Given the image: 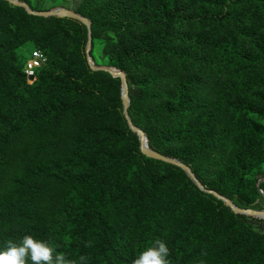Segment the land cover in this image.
I'll use <instances>...</instances> for the list:
<instances>
[{"label":"trees","instance_id":"obj_1","mask_svg":"<svg viewBox=\"0 0 264 264\" xmlns=\"http://www.w3.org/2000/svg\"><path fill=\"white\" fill-rule=\"evenodd\" d=\"M85 1H93L107 14L105 23L92 19L91 12L85 15L91 19L93 40L95 29L114 33L106 52L113 66L127 74L130 89L133 81L147 92L159 70L188 65L187 75L177 82L169 102L146 114L145 134L152 150L191 166L196 153L208 152L219 139L212 134L210 122L207 131H198L185 119L186 113L196 109L197 91L203 86L198 68H207L204 61L198 66L194 63L200 45L215 52L217 65L225 69L218 78L232 93L231 105H238L246 115L250 111L264 115V30L249 26L247 0ZM260 10L254 14L261 15ZM0 16L4 19L0 27V149L6 137L21 129L44 127L62 115L76 118L79 125L59 159L35 165L31 178L14 181L0 197V247L31 234L69 258L87 256L88 264H131L146 245L159 238L170 249L171 264H264V237L246 223L252 217L235 213L224 201L200 190L181 168L142 154L138 136L117 113L122 107L120 78L94 72L80 48L76 50L80 61L76 62L78 57L70 60L73 33L83 45L88 40L82 23L29 16L1 0ZM194 18L205 21L198 34L189 32ZM45 24H50L49 32L43 31ZM36 36L45 40L44 51L54 62V72L44 65L30 87L22 67L11 64L10 58L16 47ZM5 37L9 39L3 41ZM72 62H76V73L71 71ZM103 79L113 84L115 103L108 86H101ZM110 115L115 121H108ZM237 123L236 140L243 144L229 165L230 182L239 193L258 195L264 183L260 188L258 173L251 174L250 169L264 159V126L249 117ZM119 129L136 143L127 157L129 166L116 157ZM157 139L164 151L153 148ZM159 166L165 171L163 177L155 172ZM195 175L206 188L226 196L223 184L209 185L199 173ZM40 180L64 183L68 188L52 215H40L30 206L39 194ZM256 201L233 200L248 209ZM88 242L91 246L86 247Z\"/></svg>","mask_w":264,"mask_h":264},{"label":"rangeland","instance_id":"obj_2","mask_svg":"<svg viewBox=\"0 0 264 264\" xmlns=\"http://www.w3.org/2000/svg\"><path fill=\"white\" fill-rule=\"evenodd\" d=\"M19 2H25L35 11H50L55 9H70L74 12L84 15L92 13L91 18L106 22L103 9L98 5H95L93 1L85 0H16ZM249 4L246 10V20L252 28L257 30H264V0H247ZM251 6V8H250ZM257 8H261L260 14H254ZM253 10V11H251ZM56 19H62L55 17ZM90 21L91 19L87 17ZM4 25V19L0 16V27ZM205 28V21L202 18H194L192 28L189 32L191 34H198V31ZM44 32H49L50 24H45L42 28ZM0 28V32H1ZM95 37L93 40L92 57L97 66H106L116 68L113 66L114 61H111L106 52V43L114 40L115 35L111 32H104L100 29H95ZM74 46L70 49L69 58L74 61L75 57H78L76 62L80 61V57L77 53V49H82V55L87 62L86 46L87 38L83 44L80 43L79 36L74 32ZM8 37L2 38L3 41ZM9 39V38H8ZM11 46L15 47V42L11 39ZM46 42L41 36L34 37L31 41L16 47L14 55L10 58V63H15L22 67L24 73L27 64L29 63L31 56L34 52L39 51L44 57L43 64L50 68L51 72H54L51 65L54 62H50L48 56L44 51ZM200 61H204L207 68H198L197 73L203 80V86L197 91V107L193 112L185 114L187 123H193L195 128L200 131H207V123L210 122L211 132L214 136L218 135L219 139L214 142L211 149L207 152L201 149L196 156L195 160L189 166L192 171L199 173L203 181L210 185L211 182L217 184H223L224 194L231 197L236 202H243L244 200L257 198L254 207L255 210L264 209V195L263 192L257 194L239 193L235 187L231 185L229 167L234 153L242 148V141H237L239 138L235 134L237 122L247 117L256 120L262 126H264V115L259 112L250 111L248 115L244 114L240 110L238 105H231L232 93L228 91L229 87L225 85V82L218 78V74L225 72V69L218 66L219 61L217 55L212 50H209L206 46L200 45L197 53L194 57V63L196 66L200 65ZM71 63V71L76 73L75 63ZM88 63V62H87ZM43 65V66H44ZM118 69V68H117ZM120 70V69H119ZM122 71V70H121ZM188 65L182 63L175 67H166L159 70L153 78L152 86L147 92L141 91L133 81H131L130 89V116L133 123L141 128L144 132L148 130L147 116L151 109H157L164 107L172 97L175 85L179 80L187 75ZM124 72V71H123ZM34 81H27L28 86L33 87ZM102 84L108 86V94L113 103H115L114 88L111 87L106 79L100 81ZM256 89V87H255ZM255 98L256 94H251ZM122 99V98H121ZM120 109L117 113L124 116L123 103H121ZM125 118V117H124ZM108 121H115L114 116L110 115ZM79 125L76 118L68 115H62L58 118L49 121V124L44 127L34 128L33 131L23 130L6 137L1 144L0 149V197L5 194L12 186L14 181L24 180L30 177L32 168L44 161L57 160L61 157V154L66 149L67 144L71 140L75 131ZM120 132V140L118 139L115 145L116 157H120V162L124 166H129L131 163L127 161L129 151L131 148L135 149V141H132L127 132ZM125 131V130H124ZM227 131H232L231 134H227ZM222 134L220 135V133ZM138 143L139 138H138ZM134 145V146H133ZM153 148L159 152L164 151L163 143L161 139L153 141ZM188 147L183 148L186 150ZM132 150V151H133ZM179 160V159H178ZM193 171V172H194ZM155 172L157 176L163 177L165 171L163 167H156ZM185 172V171H184ZM194 172V173H195ZM251 174L258 173L257 179L260 180L259 187L264 183V159L251 165ZM263 173V174H262ZM186 174V172H185ZM187 175V174H186ZM188 176V175H187ZM250 176V175H248ZM189 177V176H188ZM40 184L38 196L30 203L31 208L40 215H52L61 202L64 200V196L68 192L66 184L56 181H38ZM214 190V189H213ZM262 193V194H261ZM261 199V202L258 200ZM252 217V216H250ZM246 223L260 236L264 237V219L259 217H252L246 220Z\"/></svg>","mask_w":264,"mask_h":264},{"label":"water","instance_id":"obj_3","mask_svg":"<svg viewBox=\"0 0 264 264\" xmlns=\"http://www.w3.org/2000/svg\"><path fill=\"white\" fill-rule=\"evenodd\" d=\"M1 1L6 2L13 7H17L22 10H25V12L29 16H33V17L37 16L43 18H49V17L68 18L82 23L86 27L88 33V40L86 46V57H87L88 65L94 72H104L111 75L113 78H120L124 117L131 132L136 134L139 138L140 149L142 154L148 159L181 168L183 171L186 172V174L189 176L192 182L200 188V190H202L207 194H212L216 196L219 200L224 201L226 205L230 207L235 213L264 219V209L255 210V209L241 208L237 206L235 202H233V200H231L227 196H224L215 190L206 188L188 165L184 164L178 159L166 155L164 156L161 153H158L151 149L145 132L141 128H138L134 125L133 120L130 116V112H129L130 88H129V79L127 74L117 68L97 66L94 62V59L92 57V46H93L92 23L87 17L77 12H74L70 9H65V8L62 9L60 8L50 11H35L30 7L28 3L22 1L21 2L16 0H1ZM29 81H34V79L30 78Z\"/></svg>","mask_w":264,"mask_h":264},{"label":"clouds","instance_id":"obj_4","mask_svg":"<svg viewBox=\"0 0 264 264\" xmlns=\"http://www.w3.org/2000/svg\"><path fill=\"white\" fill-rule=\"evenodd\" d=\"M86 247L91 246L88 242ZM170 249L167 243L159 238L146 245L131 261V264H171ZM0 264H88V257L69 258L47 240L34 235H24L19 241L8 240L0 247ZM199 264H204L200 261Z\"/></svg>","mask_w":264,"mask_h":264},{"label":"built area","instance_id":"obj_5","mask_svg":"<svg viewBox=\"0 0 264 264\" xmlns=\"http://www.w3.org/2000/svg\"><path fill=\"white\" fill-rule=\"evenodd\" d=\"M44 57L41 52L36 51L32 54L29 63L27 64L24 74L26 75L27 81L30 78L36 80L38 71L43 67ZM30 82V81H29ZM263 192V190H261ZM264 194V192H263Z\"/></svg>","mask_w":264,"mask_h":264}]
</instances>
